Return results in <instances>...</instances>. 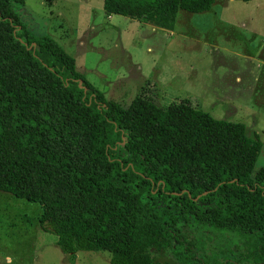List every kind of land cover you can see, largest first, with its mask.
Instances as JSON below:
<instances>
[{
	"label": "trees",
	"instance_id": "16d2710c",
	"mask_svg": "<svg viewBox=\"0 0 264 264\" xmlns=\"http://www.w3.org/2000/svg\"><path fill=\"white\" fill-rule=\"evenodd\" d=\"M24 3L0 0V192L39 204L41 229L71 262L103 251L110 264H215L184 237L196 227L233 236L264 264L259 136L188 99L165 108L142 94L127 108L107 100L53 39L24 27ZM215 3L103 0V9L172 31L180 11ZM152 248L172 258L160 262Z\"/></svg>",
	"mask_w": 264,
	"mask_h": 264
},
{
	"label": "rangeland",
	"instance_id": "374dc122",
	"mask_svg": "<svg viewBox=\"0 0 264 264\" xmlns=\"http://www.w3.org/2000/svg\"><path fill=\"white\" fill-rule=\"evenodd\" d=\"M17 14L30 34L50 37L74 58L76 71L107 100L127 108L142 94L165 108L188 99L214 119L244 124L264 143V0L180 11L172 31L107 15L103 0H25ZM261 168L264 147L252 177ZM41 214L39 204L0 192V264H110L103 251H80L71 262L41 229ZM182 232L197 256L215 264H262L231 235ZM171 250L149 252L165 262Z\"/></svg>",
	"mask_w": 264,
	"mask_h": 264
},
{
	"label": "water",
	"instance_id": "95a60500",
	"mask_svg": "<svg viewBox=\"0 0 264 264\" xmlns=\"http://www.w3.org/2000/svg\"><path fill=\"white\" fill-rule=\"evenodd\" d=\"M84 91H86V88H84Z\"/></svg>",
	"mask_w": 264,
	"mask_h": 264
}]
</instances>
